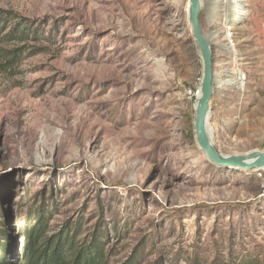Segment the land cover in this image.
Returning <instances> with one entry per match:
<instances>
[{
    "label": "rangeland",
    "instance_id": "rangeland-1",
    "mask_svg": "<svg viewBox=\"0 0 264 264\" xmlns=\"http://www.w3.org/2000/svg\"><path fill=\"white\" fill-rule=\"evenodd\" d=\"M223 1L202 0L200 17L205 37L218 33L213 141L228 156L264 151V0L244 1L234 26ZM189 5L0 0L36 32L0 43V223L19 254V228L39 209L49 234L73 224L81 240L95 234L109 264L248 253L264 264L260 173L214 166L196 140L185 92L203 64Z\"/></svg>",
    "mask_w": 264,
    "mask_h": 264
},
{
    "label": "trees",
    "instance_id": "trees-1",
    "mask_svg": "<svg viewBox=\"0 0 264 264\" xmlns=\"http://www.w3.org/2000/svg\"><path fill=\"white\" fill-rule=\"evenodd\" d=\"M12 21H17L14 29L3 36L4 29ZM35 33L27 20L11 12L0 11V43L10 42L11 40H7L10 37L13 40L27 39ZM47 223L43 211H30L23 226L19 228V234L24 239L21 254L18 253L16 244L6 241L5 224L0 223V264H12L13 259L18 261V264H109L105 245L95 234L81 240L79 229L74 224L49 234ZM230 264L259 263L255 256L248 253L241 257L239 262L232 258Z\"/></svg>",
    "mask_w": 264,
    "mask_h": 264
},
{
    "label": "water",
    "instance_id": "water-1",
    "mask_svg": "<svg viewBox=\"0 0 264 264\" xmlns=\"http://www.w3.org/2000/svg\"><path fill=\"white\" fill-rule=\"evenodd\" d=\"M189 22L196 45L200 51L203 74L200 94L195 102V134L200 149L216 167L224 170H239L247 173L264 172V151L244 155H224L213 141L210 119L215 93V71L212 45L205 37L201 26L202 0H189Z\"/></svg>",
    "mask_w": 264,
    "mask_h": 264
},
{
    "label": "bare ground",
    "instance_id": "bare-ground-1",
    "mask_svg": "<svg viewBox=\"0 0 264 264\" xmlns=\"http://www.w3.org/2000/svg\"><path fill=\"white\" fill-rule=\"evenodd\" d=\"M244 1L246 2V0H224L223 1L224 6L227 8V10H229V13H228L227 19H226L227 25L234 26L235 24H237L238 22H240L246 18L247 12L244 9L246 6L244 4ZM217 3H219V2H217ZM202 6H203V4H202ZM214 16H215V12L211 11L208 15V18L211 20L212 18H214ZM216 37H218V33H214L209 38L208 37H206V38L209 41V43L211 45H213L214 38H216ZM225 82H228V81H225ZM235 83H236V81H235Z\"/></svg>",
    "mask_w": 264,
    "mask_h": 264
},
{
    "label": "built area",
    "instance_id": "built-area-1",
    "mask_svg": "<svg viewBox=\"0 0 264 264\" xmlns=\"http://www.w3.org/2000/svg\"><path fill=\"white\" fill-rule=\"evenodd\" d=\"M200 94V87L199 88H189L185 92V96L187 100L191 102H196L197 98L199 97ZM259 177L262 179V187L264 189V172H260Z\"/></svg>",
    "mask_w": 264,
    "mask_h": 264
}]
</instances>
